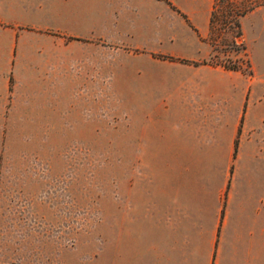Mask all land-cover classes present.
Segmentation results:
<instances>
[{
  "label": "rangeland",
  "instance_id": "obj_1",
  "mask_svg": "<svg viewBox=\"0 0 264 264\" xmlns=\"http://www.w3.org/2000/svg\"><path fill=\"white\" fill-rule=\"evenodd\" d=\"M247 1L241 34L209 25L195 57L106 39L93 81L69 73L67 45L99 22L114 34L112 0H0V264H112L116 232L144 226L130 190L231 173L243 123L225 148L200 92L179 84L196 66L264 81V0ZM145 66L168 70L161 91L133 88Z\"/></svg>",
  "mask_w": 264,
  "mask_h": 264
},
{
  "label": "crops",
  "instance_id": "obj_2",
  "mask_svg": "<svg viewBox=\"0 0 264 264\" xmlns=\"http://www.w3.org/2000/svg\"><path fill=\"white\" fill-rule=\"evenodd\" d=\"M171 3L179 12L171 11ZM212 3L112 0L114 34L101 30L100 22L88 32L73 30L80 38L67 46L78 49L66 67L73 75L92 73L93 81H99L105 41L111 38L121 46L161 53H173L171 44H177L178 54L195 57L199 34L206 36L209 30ZM168 74L163 68L141 67L132 86L161 91ZM187 74L194 83L187 78L179 88L200 92L209 108L204 111L207 120L226 130L218 139L221 145L233 147L235 124L243 123L237 160L221 179L152 180L144 189L130 190L138 198L130 209L135 205L144 211V226L121 228L107 255L112 264H264V81L216 66H196ZM148 75L154 78L148 80Z\"/></svg>",
  "mask_w": 264,
  "mask_h": 264
},
{
  "label": "trees",
  "instance_id": "obj_3",
  "mask_svg": "<svg viewBox=\"0 0 264 264\" xmlns=\"http://www.w3.org/2000/svg\"><path fill=\"white\" fill-rule=\"evenodd\" d=\"M253 5L247 0H213L210 12V32L222 29L232 30L233 36L240 35V16L251 9Z\"/></svg>",
  "mask_w": 264,
  "mask_h": 264
}]
</instances>
